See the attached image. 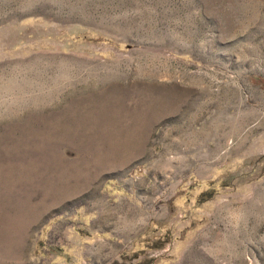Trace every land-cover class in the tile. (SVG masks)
<instances>
[{
	"label": "rangeland",
	"instance_id": "obj_1",
	"mask_svg": "<svg viewBox=\"0 0 264 264\" xmlns=\"http://www.w3.org/2000/svg\"><path fill=\"white\" fill-rule=\"evenodd\" d=\"M0 264H264V0H0Z\"/></svg>",
	"mask_w": 264,
	"mask_h": 264
}]
</instances>
